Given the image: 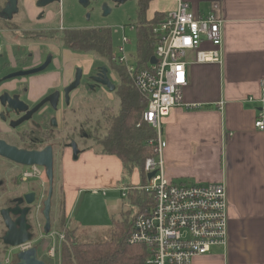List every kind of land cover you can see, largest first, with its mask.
<instances>
[{
	"label": "crops",
	"instance_id": "1",
	"mask_svg": "<svg viewBox=\"0 0 264 264\" xmlns=\"http://www.w3.org/2000/svg\"><path fill=\"white\" fill-rule=\"evenodd\" d=\"M183 1L197 15L207 14L217 5L215 12L223 21L221 61L189 63L182 105L171 109L162 120L161 141L166 143L162 163L167 179L178 183H224L226 187L227 245L213 247L218 249L196 256L191 264H264V130H258L254 123L264 112L260 101V83L264 80V0ZM33 5V0L24 2L32 19L36 14ZM174 6L169 0H151L146 19L169 12ZM150 7L152 13L147 16ZM5 32L0 31V36ZM13 44H0L7 59L11 58ZM56 46L51 45L56 56L54 73L29 81L32 100L46 89L57 87L62 79L66 83L69 65L81 57L65 49L59 52ZM64 68L68 73L62 76ZM70 159L66 153L59 159L64 217L83 189L101 192L102 196L109 189L124 190L116 186L122 167L117 157L86 151L75 162ZM134 181L135 175L131 182Z\"/></svg>",
	"mask_w": 264,
	"mask_h": 264
},
{
	"label": "built area",
	"instance_id": "2",
	"mask_svg": "<svg viewBox=\"0 0 264 264\" xmlns=\"http://www.w3.org/2000/svg\"><path fill=\"white\" fill-rule=\"evenodd\" d=\"M169 1L174 2L175 9L166 12L152 30L155 65L149 64L146 70L135 72L133 63L129 64L125 54L129 39L125 36L124 27L121 28V45L116 53H111L112 62L127 69L139 94L147 102L137 127L146 124L156 132L155 141L150 142L154 145V157H149L143 166L146 183L135 187L151 194L154 201L136 215L132 231L126 238V243L131 246L145 247L147 257L143 264H191L196 256L209 254L213 247L225 248L227 245L228 200L225 184L174 183L168 180L162 163L166 143L161 141L163 118L169 115L171 109L182 105L187 65L191 62L219 64L221 61L223 21L216 13L217 5H213L209 13L197 15L183 0ZM129 29L134 31L135 24H130ZM260 93V101L264 103V80L260 83ZM254 123L258 130H264V112L259 113ZM27 169L21 172V179L35 178L42 186L45 177L40 167ZM149 173L154 175L147 180ZM64 236V232L57 235L59 243ZM60 249L52 244L47 250L52 264L61 263Z\"/></svg>",
	"mask_w": 264,
	"mask_h": 264
},
{
	"label": "flooded vegetation",
	"instance_id": "3",
	"mask_svg": "<svg viewBox=\"0 0 264 264\" xmlns=\"http://www.w3.org/2000/svg\"><path fill=\"white\" fill-rule=\"evenodd\" d=\"M9 1L10 0H0V10L3 9ZM25 1L26 0H16L15 12L12 14L10 21H4L0 18V20L9 24L11 30L7 31L11 34L20 35L22 39H25L27 35H35L43 31L54 32L56 30H65L62 23L64 12L61 9L63 0H58V2L41 8L37 7L38 0H33V6L36 10L33 19L27 8L25 9L24 7ZM126 1L129 0H83L82 2L85 6V8H83V6L79 4V0H77L86 18L91 17V14L94 12L107 16L113 13L114 9L120 7V5ZM53 13L55 15L58 14V23H56V25H52L54 23L53 20H55V15H53ZM20 15H23V20L14 23L12 20ZM51 45H53L51 42L28 40L26 45L13 44L11 50L12 59L2 60L1 57L4 54L3 52L0 53V145L4 143L6 146L27 152H40L46 147H51L54 172L56 163L55 149L60 151L61 146L58 144L60 141L64 145L63 150L65 152V149H67L66 146L70 147L73 143L72 141H75V139L84 140L89 139L91 136L90 134L88 135L87 128H85L90 124V120L84 118V121L76 122L78 126L76 127L77 130L75 131L74 139L70 137L69 134L67 136L62 135L58 137L65 125L63 122L68 115L74 117L76 113L81 115L84 112V107L82 109V107L77 104V108L75 105L76 95L81 94L80 99H82V101H88V96L85 95L97 96V92L102 90L106 94L110 93L105 86H100L94 81L99 74H103L101 67L106 69L105 76L107 79L110 82H112V80L110 70L103 64H97L96 60H87V62L83 64L75 61L72 66L69 65V69L67 68L70 70V79L66 83H63L62 79L57 87L48 88L38 98L34 100L30 99L32 93L29 86L30 79L54 73L52 66L56 56L51 50ZM42 46H47L49 53L41 56L40 49ZM55 46L56 44H54V47ZM49 54L52 56V61L42 73L29 75L28 77H16L14 79L4 80V77L14 73V71L28 70V68H36L43 65ZM76 68L82 70V75L78 84L79 86L69 94V102L67 103L64 100V88L73 82ZM61 71L62 76L68 73L65 68ZM12 83L14 84L12 85ZM55 92L60 93V101L56 109L52 108L48 102L40 106L47 96ZM82 92L85 93L82 94ZM100 98L101 97H98L99 100ZM36 107L37 110L30 113V111ZM91 108L93 109L94 107ZM25 116H30L28 121L15 125L17 121ZM97 124L98 123H94L95 126H97ZM95 126L92 125V128L95 129ZM64 152L61 155H63ZM25 169H27V167L16 165L10 160L0 156V261L2 260V264H17V255L20 252H26L35 248L36 260L44 264H50L47 250L52 244L61 247L66 237L64 236L63 240L60 241V243L58 242L57 235L61 233L60 222L58 221L59 219L52 214V210H50L49 214L50 226L48 233L46 234L44 232L45 218H43L42 213L44 208L43 202L47 197L48 182L46 180V184L44 182V184L40 186L35 178L23 181L20 174ZM40 170L42 174H44V169L40 168ZM44 177L46 179V174H44ZM33 180L34 182H32ZM41 195L42 199L39 200ZM30 201L32 203L28 204L27 202ZM26 209L28 211L23 213ZM4 212L7 213V216L12 221L16 220L19 213L24 215V219L22 218L21 221L19 219L18 228L15 227V229L23 230L22 227L27 228L25 233L29 234L31 239L23 244L25 247L20 245L18 248H12L3 244V237L7 231L5 226L6 223L1 218V214ZM12 212L18 213V216H14ZM67 224L66 221V227ZM21 232L16 240L21 238Z\"/></svg>",
	"mask_w": 264,
	"mask_h": 264
},
{
	"label": "trees",
	"instance_id": "4",
	"mask_svg": "<svg viewBox=\"0 0 264 264\" xmlns=\"http://www.w3.org/2000/svg\"><path fill=\"white\" fill-rule=\"evenodd\" d=\"M150 1L137 0L136 3L134 31L137 41L136 55L133 57L135 72L149 67V61L154 56L155 44L152 30L166 14L158 13L153 19L147 20L146 11ZM0 29L11 30V27L7 22L0 20ZM27 38L39 42L60 43L71 53L93 55L97 58V64H103L110 70L116 83L113 94L115 98H118L119 105L115 113L103 111L102 127L105 134L101 140H95V143L98 145L99 153L120 159L126 171L136 169L141 178L140 186H144L146 176L143 166L149 157H154V145L150 142L155 141L156 132L153 127L146 124H140L137 127L147 102L139 94L133 77L127 69L111 60V53L114 52L111 29L107 27L71 28L54 32L43 31L35 35H27L25 39ZM127 198L132 210L121 213V219L113 221L111 232L105 241L93 243L75 239L74 232L65 225L66 218L63 217V203H61L62 215L59 225L60 232H64L66 240L60 249V264H143L147 257L145 247L131 246L126 243V238L132 231V223L136 215L150 207L154 200L151 194L136 188L127 194Z\"/></svg>",
	"mask_w": 264,
	"mask_h": 264
},
{
	"label": "rangeland",
	"instance_id": "5",
	"mask_svg": "<svg viewBox=\"0 0 264 264\" xmlns=\"http://www.w3.org/2000/svg\"><path fill=\"white\" fill-rule=\"evenodd\" d=\"M158 1V0H154ZM166 1V0H160ZM168 1V0H167ZM61 9L63 10V17L62 23L65 29H86V28H100V27H107L111 29V40L113 51L116 53L118 51V47L121 45V37H122V27L125 28V36L129 39V45L125 47V54L128 57L129 64L133 63V57L136 55L135 47L136 41L135 38V31L129 29L130 24H135L136 21V0H129L125 3L121 4L120 7L114 9V12L108 14L107 16H103L101 13L94 12L91 14V17L86 18L84 11L79 7L77 0H63ZM175 9V8H174ZM173 9V10H174ZM171 10V11H173ZM152 13L151 7L147 13V16H150ZM53 15H55L53 13ZM23 20V15L15 17L12 21L20 22ZM52 25H56L58 23V14L55 15V20ZM19 25V24H18ZM20 26V25H19ZM22 26V25H21ZM2 29H0L1 31ZM7 31V30H6ZM6 34H1L0 36V44L3 46L6 42L10 44H18V45H26L28 43L29 38L22 39L19 35L11 34L9 31L5 32ZM42 41V40H41ZM46 42V41H45ZM48 42V41H47ZM52 44V43H51ZM54 45V44H53ZM56 48L58 51H62L64 48L59 43L56 44ZM33 47V46H32ZM41 56L49 53V49L47 46H42L40 49ZM75 55V53H73ZM78 57L75 61L77 63H85L88 60H96L97 58L93 55H82L76 54ZM59 59H62L61 56H58ZM2 60L7 59L5 55H2ZM81 58V59H80ZM10 59V58H9ZM134 64V63H133ZM80 65V64H78ZM50 69V68H49ZM70 73V72H69ZM70 79V78H69ZM111 80L116 85L114 76L111 73ZM85 92H82L84 94ZM81 94H77L75 97V105L76 107L80 105L84 112L80 115L77 114L73 117L72 115H68L66 120H64V127L60 132V136L70 135V137H74L75 131L77 130L76 127L78 124L76 122L84 121V118L90 120V124L87 125L88 135L91 136L89 139L72 141L74 144H77L78 154L77 158H73L72 149L67 147L64 152V145L60 141L58 144L61 146L60 151L55 149L56 151V163H55V171L54 180H53V196L51 198L52 203V214L58 218L60 222V218L62 215L61 212V203H63L65 199V193L61 194L59 188V159L62 156L61 154L64 152L66 153L67 158H71L73 162L78 160V157L86 151L92 152L96 154L98 151V145L95 143V140H101L104 137V128L102 127L104 124V116L103 111H110L115 113L118 109L119 101L118 98L114 97L113 93H104L102 91L97 92V96L92 95H85L88 96V101H82L80 99ZM98 97H101L100 100ZM78 104V105H77ZM61 106V105H60ZM91 107H94L93 109ZM78 108V107H77ZM80 108V107H79ZM94 123H98V127L94 125ZM92 125L97 128H92ZM99 130V131H98ZM69 131V133H68ZM88 138V137H87ZM74 139V138H73ZM59 152V153H58ZM61 155V156H60ZM29 169V168H28ZM25 169V170H28ZM120 177L116 183L118 189L124 188V191H117V190H107L106 195L102 196L101 192L98 194H94L90 192L91 189H83L78 194H76V198L74 203L68 212L66 218L67 227L70 231L74 232L75 239L81 240L83 242H102L107 239L111 232L113 221H118L121 219V213L132 210V206L129 203L127 198V194L131 191L129 190L135 185L140 184V176L136 173V171H126L124 168L120 166ZM135 175V181L132 183V177ZM100 178V177H99ZM34 182V180L32 181ZM31 182V183H32ZM46 184V179H44ZM172 182L178 183V180H173ZM97 183V181H95ZM98 184L96 185V188ZM95 187V186H93ZM123 192V193H122ZM64 205V203H63ZM64 207V206H63ZM64 215V214H63ZM64 217V216H63ZM218 248H212L211 253H214L215 250ZM220 249V248H219ZM221 250V249H220ZM2 261V260H1ZM50 264H52L51 260L49 259Z\"/></svg>",
	"mask_w": 264,
	"mask_h": 264
},
{
	"label": "water",
	"instance_id": "6",
	"mask_svg": "<svg viewBox=\"0 0 264 264\" xmlns=\"http://www.w3.org/2000/svg\"><path fill=\"white\" fill-rule=\"evenodd\" d=\"M83 0H79V4L85 8L83 5ZM125 1V0H123ZM37 7H46L48 5H51L55 2H58V0H38L37 1ZM15 6H16V0H10L3 9L0 10V18L3 19L4 21H10L12 18V14L15 12ZM1 57V55H0ZM52 61V56L49 54L48 57L46 58L45 62L43 65L36 67V68H28V70H18L14 71V73L7 75L4 77V80H10L14 79L16 77H28L29 75H35L42 73L43 70H45L48 65ZM156 59L155 57H152L149 61V64L155 65L156 64ZM103 74H99L97 78L94 79L95 83L100 85V86H105L110 93H113L116 89V86L114 83L110 82L107 77L105 76L106 69L104 67H101ZM82 75V70L80 68H76L75 75H74V80L72 83L68 84L67 87L64 88V100L68 103L69 102V94L72 93L79 85V81ZM59 98H60V93L55 92L49 96H47L44 99V102L40 104V106L44 105L45 102L50 103L52 108L56 109L57 105L59 104ZM25 110V109H24ZM20 110V111H24ZM37 110V107L33 110L30 111L32 113L33 111ZM30 115V114H29ZM30 116H25L24 118L20 119L15 123V125H18L24 121H28ZM14 125V126H15ZM2 143V142H1ZM0 156L6 158L7 160H10L11 162L15 163L16 165H21L24 167H31V166H38L42 169H44V174H46V180L48 182V191H47V197L45 199L44 203V208H43V218H45V227H44V232L47 234L50 226V210H51V198L53 196V180H54V174H53V159H52V148L51 147H46L44 150L37 152V151H22L18 149H14L12 147L6 146L4 143L0 145ZM72 148V155L73 158H77L78 154V148L77 144L72 143L70 146ZM154 173H149L147 175V180L149 178L153 177ZM32 195V194H31ZM30 195V196H31ZM28 204H31L32 202H27ZM28 210L26 209L23 213H26ZM14 216H18V213L12 212ZM1 218L5 221L6 223V233L3 237V244L10 246L12 248H18L20 245H23L27 243L31 237L29 234L25 233V230L27 228H23V230H16L18 228V222L19 219L20 221L22 218L24 219V215L22 213H19V216L16 218L15 221H12L9 219L7 216V213L4 212L1 214ZM26 220V219H25ZM15 227H17L15 229ZM22 231V232H21ZM20 232L22 233L21 238L16 240L17 237H19ZM24 236V237H23ZM21 239V240H20ZM0 264L1 261H0ZM17 264H44L42 262H39L36 260V249H31L26 252H20L17 255Z\"/></svg>",
	"mask_w": 264,
	"mask_h": 264
}]
</instances>
